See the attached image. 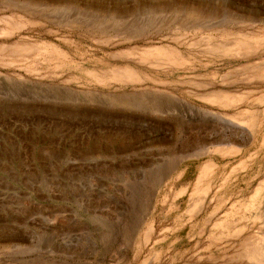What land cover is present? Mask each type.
I'll return each instance as SVG.
<instances>
[{
  "label": "rangeland",
  "instance_id": "1",
  "mask_svg": "<svg viewBox=\"0 0 264 264\" xmlns=\"http://www.w3.org/2000/svg\"><path fill=\"white\" fill-rule=\"evenodd\" d=\"M0 264H264V0H0Z\"/></svg>",
  "mask_w": 264,
  "mask_h": 264
},
{
  "label": "bare ground",
  "instance_id": "2",
  "mask_svg": "<svg viewBox=\"0 0 264 264\" xmlns=\"http://www.w3.org/2000/svg\"><path fill=\"white\" fill-rule=\"evenodd\" d=\"M15 3H19V5L22 7V8H24V11L25 12H29L31 9H32V7L30 6V4L28 3V2H25V1H16ZM14 4V3H13ZM33 5V4H32ZM16 6V5H15ZM20 7V8H21ZM34 7V6H33ZM37 7H39V6H37ZM40 9H41V7H39ZM46 8V7H45ZM48 8V7H47ZM56 8V7H55ZM19 9V8H18ZM43 9V8H42ZM59 9V8H58ZM22 10V9H21ZM50 10V9H49ZM156 10V9H155ZM171 10H180L179 12H181V14L184 16V17H187L191 22H195V20H198V18H201L202 16H204V12H202V14L199 12V11H197V12H199V13H197V12H191L190 11V9L189 8H186V7H179L178 9H171ZM46 11H47V9H46ZM58 11V10H57ZM63 11V10H62ZM193 11V10H192ZM36 12V11H35ZM41 12V11H40ZM59 13V12H58ZM34 14V13H33ZM40 14V13H39ZM30 15H32V14H30ZM206 15V14H205ZM36 16V15H35ZM44 16V15H43ZM94 17V16H93ZM108 18H110V20H112L113 22H117V21H120L121 20V18H122V15H118V16H107ZM41 18H42V16H41ZM81 18V17H80ZM98 18V17H97ZM97 18L95 19V20H97ZM105 18V17H104ZM118 19H120V20H118ZM186 20V19H185ZM98 22V21H97ZM99 23H100V21H99ZM99 23H95L96 24V26L95 27H98L99 29L98 30H100V31H102V30H104V29H109V28H111L110 26H107V25H100ZM109 24H111V23H109ZM100 26H102V27H100ZM91 27V26H90ZM92 28V27H91ZM102 30H101V29ZM93 29V28H92ZM95 30V29H94ZM93 31V30H92ZM96 31V30H95ZM106 31V30H105ZM138 36V35H137ZM205 50V49H204ZM158 105V104H157ZM156 113H169V112H167V111H156ZM153 114V113H152ZM155 114V113H154ZM167 117V116H166ZM169 117V116H168ZM170 118V117H169ZM170 120V119H169ZM171 120H177V118L175 117H172L171 118ZM176 123V122H175ZM206 123V122H205ZM178 125H179V123H178ZM177 125V126H178ZM181 147V146H180ZM184 147V146H183ZM201 152H198L197 154H198V156L197 155H194L195 153H192V154H186V155H177V158H180L179 159V161L180 160H183V159H186V158H190V157H194L195 156V158L196 157H199V156H203V155H205L207 152L205 151V147L204 148H201V150H200ZM180 154V153H179ZM191 155H194V156H191ZM174 159V158H173ZM171 163V162H170ZM171 169V168H170ZM248 252H250L249 250H247ZM253 252H256V250L254 251V250H252ZM257 251H258V249H257ZM248 252L246 253V254H248ZM260 252H261V254H262V252H263V250L261 251L260 250ZM254 253H252V255H253ZM256 254H258V253H255L254 255H255V257H257L256 256ZM250 256H252L251 255V253L249 254ZM254 255L252 256V257H254ZM261 256V255H260ZM254 257V258H255Z\"/></svg>",
  "mask_w": 264,
  "mask_h": 264
}]
</instances>
